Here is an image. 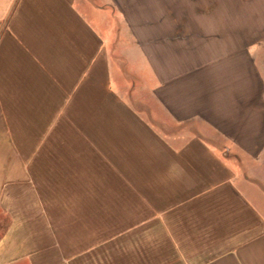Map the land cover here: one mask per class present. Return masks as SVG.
<instances>
[{
    "label": "crops",
    "instance_id": "crops-1",
    "mask_svg": "<svg viewBox=\"0 0 264 264\" xmlns=\"http://www.w3.org/2000/svg\"><path fill=\"white\" fill-rule=\"evenodd\" d=\"M0 264H264V0H0Z\"/></svg>",
    "mask_w": 264,
    "mask_h": 264
}]
</instances>
